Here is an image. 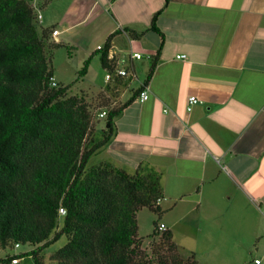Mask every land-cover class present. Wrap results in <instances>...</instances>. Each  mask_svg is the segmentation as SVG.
<instances>
[{
	"label": "crops",
	"instance_id": "0c3cea01",
	"mask_svg": "<svg viewBox=\"0 0 264 264\" xmlns=\"http://www.w3.org/2000/svg\"><path fill=\"white\" fill-rule=\"evenodd\" d=\"M38 24L54 27L53 44L114 35L107 60L140 68L118 85L117 101L131 102L96 154L130 175H159V211L176 214L160 223L184 256L264 264V0H46ZM130 52L141 59L129 63ZM190 96L199 103L187 112ZM177 226L197 231L184 233L187 246Z\"/></svg>",
	"mask_w": 264,
	"mask_h": 264
},
{
	"label": "trees",
	"instance_id": "16d2710c",
	"mask_svg": "<svg viewBox=\"0 0 264 264\" xmlns=\"http://www.w3.org/2000/svg\"><path fill=\"white\" fill-rule=\"evenodd\" d=\"M45 5L37 0L38 10ZM156 17L151 29L160 34ZM38 23L31 0H0V246L27 245L24 256L43 264L42 251L64 236L49 264H198L193 254L182 256L170 231L157 230L159 223L148 250L137 236V212L159 213L158 174L130 175L109 163L87 168L116 134L115 119L131 99L117 101L122 79L94 103L84 94L68 95L69 86L56 82L47 59L48 48L60 46L50 43L54 27ZM113 36L98 51L104 70L112 69L107 53ZM90 61L79 77L86 76ZM153 70L154 63L148 77ZM15 257L23 256L0 261L11 264Z\"/></svg>",
	"mask_w": 264,
	"mask_h": 264
},
{
	"label": "rangeland",
	"instance_id": "374dc122",
	"mask_svg": "<svg viewBox=\"0 0 264 264\" xmlns=\"http://www.w3.org/2000/svg\"><path fill=\"white\" fill-rule=\"evenodd\" d=\"M101 38H96L95 40L91 41L90 43H78L75 41V43L71 40L63 41L60 46H51L47 50V59L49 60L50 66L53 70V75L55 77L56 82L59 85L62 86H69L68 95H82L84 94L85 100L91 103H94L96 99L98 98V95L103 90H107V88L114 87V83H106L105 82V74L107 73L106 70H104L100 64V53L98 52L95 55H93V58L90 61L89 67H88V74L84 77H79L78 72L82 68L84 61L89 56L87 52L91 50L92 47H94L96 44H99L100 46H103L102 41H100ZM129 54V53H128ZM145 59V57H144ZM121 66V64H118ZM143 75H141L140 68L136 71V77L139 79L142 78ZM134 88L136 87V82L133 83ZM109 85V86H108ZM108 86V87H107ZM122 93V91H120ZM127 96H123L122 99H125ZM112 105L115 104V101H111ZM98 108H96V111ZM100 125H103V121L101 120ZM101 156L100 154H94L91 156L87 163V168H94L99 166L101 163ZM163 209V206H161ZM176 214H168L164 216V213L159 211V213H155L153 211H150L148 209H141L137 212V224H138V230H137V236L143 240L142 247L148 250V237L150 234H152L154 223H160L165 222V217L167 220L168 218H174ZM177 233L176 241L181 242L184 245L187 246V241H182L184 233H191V235L197 233L196 230H184L183 228H180V226H177V229L175 230ZM66 243V237L62 236L48 246L42 253L40 254V258L43 261V264H49V255L53 252H55L57 249L62 247ZM176 245V244H175ZM177 246V245H176ZM190 246V245H188ZM178 247V246H177ZM191 247V246H190ZM194 247V246H193ZM179 248V247H178ZM180 249V248H179ZM30 251V247L27 245H20L18 248H15L14 245H9L5 248H2L0 246V259H5L10 256H18L22 255L23 257L20 258V262L18 264H34V261L29 256H24L25 253ZM180 252L182 256L184 257V254L182 249H180ZM0 264L1 261H0ZM9 264V263H7ZM211 264V263H209ZM219 264V263H216ZM232 264H239V263H232Z\"/></svg>",
	"mask_w": 264,
	"mask_h": 264
},
{
	"label": "built area",
	"instance_id": "2783aa9c",
	"mask_svg": "<svg viewBox=\"0 0 264 264\" xmlns=\"http://www.w3.org/2000/svg\"><path fill=\"white\" fill-rule=\"evenodd\" d=\"M36 4H37V0H31V5L32 7L35 9V13H36V20L39 22L40 19H41V11L37 9L36 7ZM103 50V46H97L96 47V51H102ZM141 55L139 53H129L127 55V60L128 62L130 63L132 60H140L141 59ZM149 58V57H148ZM177 59H185V56L184 55H178L176 56ZM109 60L111 61V71L110 70H106L107 73L105 74V82L106 83H114L115 80L117 79H122V80H126L128 79L130 82H133L136 80V75L135 73L132 71V69L129 67H121L118 65V62L117 61H114V57L113 55H110L109 56ZM51 81V85L52 86H55L56 83L54 81L53 78L50 79ZM148 99V91L145 90V91H142L139 93V100L140 101H145ZM187 103H188V106H187V112H190L191 109H192V106L196 105L199 103V100L194 97V96H190L188 97L187 99ZM99 118H102L105 116V112L102 111V112H99L98 115H97ZM160 202V199H158L156 201V204L158 205V203ZM260 210V213L264 216V205L262 207L259 208ZM59 214L62 216L65 214L64 210L62 208L59 209ZM157 230L159 232H165L167 231V228L165 227L164 224L162 223H159L157 225ZM15 248H18V245H15ZM20 262V259L19 258H13L11 260V264H18ZM254 264H260V260L259 259H255L254 261Z\"/></svg>",
	"mask_w": 264,
	"mask_h": 264
}]
</instances>
